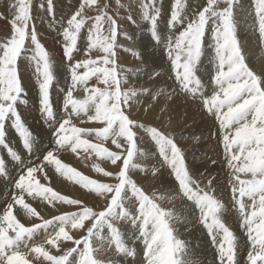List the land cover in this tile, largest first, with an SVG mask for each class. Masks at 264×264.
<instances>
[{
    "label": "snow or ice",
    "instance_id": "obj_1",
    "mask_svg": "<svg viewBox=\"0 0 264 264\" xmlns=\"http://www.w3.org/2000/svg\"><path fill=\"white\" fill-rule=\"evenodd\" d=\"M9 7L11 35L0 42V179L11 182L14 192L0 209V264H105L109 250L125 264H197L188 242L175 231L174 222L181 218L162 207L136 178L143 172V179L158 180L162 170L177 184L179 197L198 210L195 219L216 246L219 264H264V69L257 73L249 66L238 39L235 18L237 9H244L241 0H174L167 18L162 0H140L138 5L133 0H115V5L78 0L61 22L67 79L60 90L64 94L57 92L55 98L53 62L41 42L33 0H15ZM35 8L49 27L57 23L56 0H37ZM254 11L264 40V0H255ZM129 24L147 30L154 44H164L175 84L168 86L171 91L155 83L163 79L159 71L148 74L153 83L129 86L138 70L121 65L123 54L143 60L139 51L123 45L138 38L128 32ZM161 24L169 29L166 43ZM206 32L214 41V70H206L207 85L197 75L205 71L201 57ZM29 49L38 73L32 106L40 127L35 131L20 110L29 101L18 62L27 59ZM78 89L86 93L84 98L74 96ZM182 94L193 106L200 102L201 118L211 122L208 139L215 137L223 146L222 163L230 176L225 185L209 167L217 160L206 161L204 172L187 163L177 131L187 123V113L178 110ZM8 128L15 132L18 147L9 141ZM141 132L159 149L161 159L151 167L137 162L149 158L138 143ZM108 142L116 150L105 147ZM67 152L83 153L85 159L95 155L110 162V170L97 163L95 172L102 179H92L63 162ZM10 166L17 170L15 176ZM57 174L79 185L81 195L54 190L51 181ZM223 187L229 188L236 223L250 243L243 261L245 242L225 222L226 205L217 196ZM89 196L97 204L90 205ZM26 197L59 214L45 218ZM21 215L40 223L26 225L18 219ZM40 232L45 233L43 241L30 243ZM133 239L142 244L139 251L130 246Z\"/></svg>",
    "mask_w": 264,
    "mask_h": 264
},
{
    "label": "rangeland",
    "instance_id": "obj_2",
    "mask_svg": "<svg viewBox=\"0 0 264 264\" xmlns=\"http://www.w3.org/2000/svg\"><path fill=\"white\" fill-rule=\"evenodd\" d=\"M14 2H15V0H0V14H2L3 16H6L7 17V19L0 18V42H3L7 38H9L10 35H11L10 20L12 18V9L9 6L11 4H13ZM105 2H108V3H111V4L115 5V0H105ZM121 2L122 3H129L130 0H121ZM133 2H135L138 5V3L140 2V0H133ZM162 2L164 4L163 13L165 14V18H167V15L169 13L170 5L172 3H174V0H167V1L166 0H162ZM187 2L190 3V4H192V3L205 4V0H187ZM241 2L244 5V9L243 10H240L238 8L237 9V15H236V18H235L236 25H237L238 39L240 40V42L242 43V45L244 47L245 55L247 57V62L249 63V66L252 67L257 73H259L260 72L259 69L261 68V66H264V40H262L260 38V36H259L258 23L255 20V11H254V3H255V0H241ZM36 3H37V0H33V5H34L33 15L37 17V27H38L39 34H40V36L42 38L41 42L44 44L45 40H47V39L48 40H51V42H55V45L61 46L59 49L63 50V39H62V36L60 35V33L62 31L61 22H62L63 19H65L67 17V13L71 10L70 9V6L73 5V4L78 3V0H56V3H57V23L53 27H49L48 19L43 18V14L38 13L36 11V8H35ZM141 27L144 28V29H147L148 28V25L146 23H144V22H141ZM42 29H43L44 32H41ZM51 30H53V31H51ZM127 30H128L129 33H131V32L132 33H136L138 38H134V41H122L124 47H130V48H132L134 46L132 49L133 50H136V51H139V52L141 51L140 52V55L142 57H144V55L142 53V50H141L142 48L141 47H138V46H139V44L140 45L141 44L144 45L145 42H149V43L151 42V44H153V42L151 40V37H150V33L147 30L141 31L136 26L131 25V24L127 25ZM160 31L164 34L162 36V39H164L165 40V43H166L167 42L166 37L169 34V29L166 27L165 24H161L160 25ZM176 34L178 35V30L176 31ZM251 38H253V39H251ZM247 40H250L249 44L251 45V49L250 50L252 52L250 54H247V50L245 48L246 47L245 42ZM56 41H57V44H56ZM80 43H82V42H79L78 41V45ZM254 44H255V46H254ZM155 45H153L155 48H159L155 52L156 53L159 52L160 57H164V58H162V62L163 63L161 64V66L163 68H160V69L157 70V71H159V72H161L163 74V79L162 80H163L164 84L162 86H160V87H164L167 91H171V88L168 87V86L170 84H171V86H175V84H174V81L169 78V72H168L169 68L168 67H170V61L167 59V51H166L167 49L164 47V44H158V45L155 44ZM26 47H28L27 42H26ZM162 48H164L165 51H162L161 52L160 49L162 50ZM204 49H205V55L201 57V60H202L203 64L205 65V71L204 72H198L197 73V75L200 78L202 76L201 79H203L204 75H206V70L207 69H213L214 70V64L213 63H210V61L214 57V41L211 40V38H210V36H209V34L207 32H206V35H205ZM27 52L28 53H26L25 55H29V54L33 55V52L31 51V49H29ZM61 53H62V56H56V58H55V56L54 57H52L51 55L50 56H51V59H52V62H53V74H54V77H55V79H54L55 82H53V83L60 84L62 86V89H63V87H65V81L67 79V77L65 75L67 61H66V59L63 56V51ZM128 56H130L131 58L128 57ZM155 57H156V55H155ZM123 59H124V62H122ZM144 60H145L144 58H143V60L137 59L136 57L132 56L130 52L123 54V56L121 58V61H120L121 65L123 64L122 66L124 68L138 70L136 75H131L130 76V85L129 86L139 87L140 85L144 84L145 82H147V83L150 82L148 80V75H143L142 74L143 71L146 72V68H147ZM260 63H261V65H260ZM18 67L21 68L19 62H18ZM205 78H207V80H208L207 75L205 76ZM167 83H168V85H167ZM204 83H206V82H204ZM89 84H91V82H89ZM82 92H83L82 89H78L76 92H74V94L76 96H79L77 98H84L85 97V94L82 95L81 94ZM182 97H183V95L181 96V99H183ZM23 108H25V106L24 105H21V107H20L21 114L24 113V109ZM165 127H167V124L165 125ZM178 130H180V129H178ZM215 131H216V129L213 128V132H215ZM205 132H208V130H206ZM178 133H179V135L183 134L181 131H179ZM141 135L145 139V144L144 145H146V146L149 145V146H147V148L150 149L151 155L153 156L154 160L156 162L158 160H160L161 158L159 157V151H158L159 149L155 145V142L152 141L149 136H147L146 134H144L142 132H141ZM12 137H14L15 139H18L17 136H16V134H15V132L11 128H8V139H9V141L11 140ZM213 139L216 141V144L214 145L215 147L208 142L209 143L208 145L210 147H208L207 149L204 147L203 150L206 149V150L216 151V152H212L213 153V156L212 155H209V156L215 158L219 154L220 157L219 158H216V159H217V161L220 160V161H218L220 163L221 160L224 159L223 153H222L223 152V146H222V144H218L217 143V140H216L215 137ZM138 143H139V146H140L141 145L140 141ZM105 146L108 147L110 150H113L114 149L113 146H111V143L110 142H108L107 144H105ZM98 160L99 159L97 158L94 161H92L91 162L92 165H93V163H94V165L97 164V163H99L100 166H102L103 168H105V170H107V169L110 170L109 169L110 162H108L106 160H102V159H100V161H98ZM137 162L140 163V161H137ZM94 165H93V167H94ZM140 165L142 167H151V163L148 160L145 163H140ZM75 169L77 171H80L77 167H75ZM10 171H12L13 173H16L17 170L12 169L10 167ZM80 172L82 173V171H80ZM165 172H166L167 177L169 179L170 178L172 179V177L169 176L168 171L165 170ZM142 173L143 172H141V174L139 173V175L136 178L140 181V183L146 189L147 186L144 185L145 181L142 178L139 179V176L142 175ZM84 175L85 176H88V177H90L92 179H102V174L96 173L95 172V168H94V172H92L91 174L90 173H87V174L84 173ZM63 179H64V182L63 183L62 182H60V183L58 182L59 183V186L61 184H64L65 183L62 186V188L64 187L63 189H66V190L67 189L68 190L74 189L75 193L79 191L77 189V187L79 185H76L73 182H70L69 180H68V182H65L66 181V178H63ZM106 180H107V182H112L111 179H109V178H106ZM9 184H11V182H9ZM52 187L55 188V185H53ZM165 191H166V193H164ZM228 191H229V188H228ZM148 192H149V194L155 193L156 194V197H157V202L160 203L162 205V207H164L166 210L167 209L170 210V211L172 210L177 215L179 213V216L182 219H185V218H189L190 219L191 218V220L189 222H187V223H190L191 224V222L193 221L195 227H193V229L191 228L190 229V232L189 231H187V232L186 231H184V232L181 231L179 233V237H180V234L182 236H185L188 233H190V234L192 233L191 234L192 236H195L196 235L198 237V239L201 241V243H202L201 245L204 248L203 249L204 250V253H205L204 256L206 257V261H205L204 258H202V260L205 261L204 264H219V262H218L219 261L218 260V251L215 248H213V246H212L213 244L211 243L210 237L208 235L206 236V234H207L206 229L203 227L202 224H201L202 225L201 226L200 223H198L196 221V219H194L196 216H198V210L193 211L194 209H193V205L191 204V202H189L186 198H183V199L180 198L178 196V194L176 195V193H177V184L174 182L171 186H168V187H167V185L166 186H162L159 189V191H157V192H155V190L154 191H152V190L149 191L148 190ZM227 195H228L227 197L226 196H223L222 200H225V199L226 200L225 201H222V202L226 205L227 211H229L228 208L229 209H232V208L235 209V208L232 205L231 200H228V199H230V197H229L230 196V192H228ZM160 197H163L164 198L163 199L164 201L161 200V199H159ZM88 199H87V202L90 205L97 204L96 200L93 199L91 196ZM93 200H95L94 201L95 203L93 202ZM176 202H177V205L178 206L176 205ZM233 209L231 210V212L233 211L232 212L233 214L230 211L229 212L226 211L227 214L225 213V216L226 215H229V214H231V215L229 217L228 216L225 217V222L227 220H229V218H230V220L227 221V222L231 226L232 230L234 232H236L237 236L238 237H242V238L246 237V239L245 238L243 239V241L245 242L244 245H243V255L240 256V259L243 261V260L246 259V253H247V251L250 250V243H247V236H246V234H244L243 233V230L238 227V225L236 223V214H235L236 211L233 210ZM50 218H48V219H50ZM226 218H228V219H226ZM234 218H235V220H234ZM233 220H234L235 223H233ZM38 223H40V222H38ZM190 224H188V225H190ZM122 230L125 231V232L128 231L127 228H123ZM43 234H45V233H43ZM188 235H187V237L190 236V235L189 236ZM200 235L203 236V237H200ZM204 237H205L206 240L204 239ZM42 239H44V238L42 237ZM40 241H43V240H40ZM131 242H132V245H135V244L140 243L139 241H136L134 239ZM204 246H207L208 249H207V247H204ZM109 251H107L106 253L110 254ZM107 261L109 263L111 262L110 264H114V261L112 259L107 260Z\"/></svg>",
    "mask_w": 264,
    "mask_h": 264
},
{
    "label": "bare ground",
    "instance_id": "obj_3",
    "mask_svg": "<svg viewBox=\"0 0 264 264\" xmlns=\"http://www.w3.org/2000/svg\"><path fill=\"white\" fill-rule=\"evenodd\" d=\"M167 1V0H166ZM168 3V2H167ZM53 31V30H51ZM41 32H44L43 29ZM46 32V31H45ZM256 32V31H255ZM132 33V32H131ZM46 36V35H45ZM147 36V35H146ZM49 37V36H48ZM248 37V36H247ZM255 37V36H254ZM46 39V38H45ZM253 39V38H251ZM250 39V40H251ZM250 40H247L245 42V45H246V50H247V54H250L252 53L251 52V45L249 44ZM131 43V42H130ZM56 44H57V41H56ZM132 44V43H131ZM139 44V43H138ZM44 45L46 47V49L49 51L50 55L52 57L55 56H62V51L61 49H59L61 46L59 45H55V42H51V40H45L44 42ZM128 45V44H127ZM137 45V44H136ZM153 45H155L154 43L151 44V42H145L144 45H140L138 47H141L142 49V53L144 55V61H145V64H146V72H142L143 75H148L150 72H154V71H157L158 69L160 68H163L161 66V64L163 63L162 62V58L164 57H160L159 55V52H155L157 51V49L159 48H155ZM158 45V44H157ZM156 46V45H155ZM255 46V44H254ZM134 47V46H133ZM132 47V48H133ZM158 47V46H157ZM139 50V49H138ZM160 51H165L164 48H162V50L160 49ZM167 51V50H166ZM141 52V51H140ZM155 52V53H154ZM28 53V52H27ZM163 54V53H162ZM175 54V53H174ZM83 55H81V57H78V58H83ZM156 55V57H155ZM27 56V59L26 60H23L22 62H19L20 63V67L21 69L23 70L22 72V78H23V82L26 86V98L28 99L29 101V105L28 106H25L24 109V113L22 114V116L24 117V119L26 120L27 124L35 131L37 130L40 125L37 121V118H38V113L35 109V107H33L32 105H34L35 101H36V98H37V90H38V82H37V76H38V73H36V70H35V61H32L31 60V54L29 55H26ZM130 57V56H128ZM94 58V56H93ZM131 58V57H130ZM161 58V59H160ZM60 59V58H59ZM125 59V58H124ZM124 59L122 62H124ZM62 60V59H61ZM132 62V61H131ZM259 63V62H258ZM142 64V63H141ZM123 65V64H122ZM261 65V63H260ZM166 66V65H165ZM145 68V67H144ZM169 68V67H168ZM262 69H264V66H261V68L259 69V71H261ZM168 70V69H167ZM161 71V70H160ZM206 75H204L203 79H202V82H206L205 85H207V78H205ZM202 78V76H201ZM206 79V80H205ZM168 80V79H167ZM55 82V81H54ZM62 82V81H61ZM91 82V81H90ZM151 83H153V81H150ZM149 82V83H150ZM155 83H157L159 86H162L164 84L163 80H157L155 81ZM63 84V83H62ZM92 84V82H91ZM90 84V85H91ZM168 85V83H167ZM171 85V84H170ZM193 87H195V85H193ZM64 88V87H63ZM60 90H62V86L58 83H53V86H52V95L53 97L55 98L57 92H60ZM208 94H211V89H208L207 90ZM64 93L63 92H60V95H63ZM82 95L85 94L86 96V93L83 91L81 93ZM183 95V94H182ZM74 96H76L74 94ZM76 97H79V96H76ZM183 98V97H182ZM191 98H189L190 100ZM179 108L178 110L181 112V113H187V123L186 125L181 128L180 130H177L178 132L181 131L183 134H181L182 136V139H181V144L183 146V148L185 149V152H186V157H187V162L190 166L198 169L200 172H204L205 169L203 167V164L208 161L210 158L211 159H215L217 160L216 158H219L220 155L218 154L217 157L213 158V157H210L209 155H212L213 156V153L212 152H216V151H212V150H206L208 147H210L208 144L210 143L211 145H215L216 144V141L214 139L212 140H209L208 139V132H205L206 130H209V126H210V121L208 120H205V119H202L201 118V114L199 113V104L200 102L197 101L195 106H193L192 104L189 103L188 100H185L184 98L183 99H180L179 102ZM84 126H89V125H84ZM179 134V133H178ZM12 136V135H11ZM145 136V135H144ZM197 137H199V139H197ZM140 148L142 151L146 152L149 154V158L147 159H138V161H140V163H145L147 160L150 161L151 163V166L155 165L156 164V161L154 160L153 156L151 155V152H150V149L147 148V146L149 145H144L145 144V139L143 138L142 135H140ZM10 142L12 143L13 147H18L19 146V142H18V139H15L14 137L11 138ZM95 142V141H94ZM150 142V141H149ZM209 142V143H208ZM113 146V150H116L115 149V146L114 145H111ZM212 146V147H213ZM106 147V146H105ZM206 148L203 150V148ZM215 147V146H214ZM155 150V149H154ZM159 151V150H158ZM155 152V151H154ZM223 153V152H222ZM158 155V154H157ZM98 157H96L95 155H92L90 158L88 159H85V155L82 153L81 155H76V154H73V153H70V152H67V153H63L62 154V160L64 163L66 164H69L71 167L75 168L77 167L80 171H82V173H92L94 172V163L92 165V161H94L95 159H97ZM100 161V158H98ZM97 161V162H98ZM220 161V160H218ZM223 160H221L220 163L216 164V165H211L209 164V167L212 169L213 171V174L214 175H217L218 179L221 181V184L222 185H225L227 183V181L229 180L230 176H229V173L228 171L226 170L225 166L223 165ZM11 167V166H10ZM102 167V166H101ZM142 167V166H141ZM107 168V167H106ZM108 170V169H107ZM163 171V175H161L159 177L158 180H145L143 179L144 177V173H142V175L139 176V179H143L145 181L144 185L147 186V190H152L155 192L159 191V189L162 187V186H171L174 182V180H172L171 178L169 179L166 175V172L165 170H162ZM141 174V173H140ZM12 175L15 176L16 173H13L12 172ZM64 178V177H63ZM61 176H59L58 174L52 179L51 181V186L55 185V188L54 190L56 191H59L61 192V194H71L72 196L74 197H77V196H80L81 195V189H80V186L77 187V189L79 190L78 192L75 193L74 189H70V190H66V189H63L62 186L65 184H61L59 186V183L60 182H64V179H63ZM243 178V177H242ZM110 179V178H109ZM58 180V181H57ZM42 183H44V181L42 180L41 181ZM59 182V183H58ZM65 182H68V180L66 179ZM72 182V181H70ZM53 184V185H52ZM71 184V183H70ZM72 185V184H71ZM175 186V185H174ZM175 190V189H174ZM14 192V189L12 188V184H9V182L7 181H4L3 179H0V209L4 208L6 206V202H10V199H11V195L13 194ZM228 187H223L222 190L218 191L217 192V196L218 198H220L222 200L223 196H228L227 193H228ZM166 193V191L164 192ZM161 194V193H160ZM167 195V194H166ZM165 195V196H166ZM177 195V193H176ZM179 196V195H178ZM174 197V196H173ZM230 197V196H229ZM228 197V198H229ZM90 198L89 197H86V200ZM227 198V199H228ZM176 199V198H175ZM26 200L29 201V202H32L30 201V198H27L26 197ZM89 200V199H88ZM92 200V199H91ZM226 200V199H225ZM225 200H222V201H225ZM230 200V199H228ZM95 200H93L94 202ZM164 201V200H163ZM172 201V200H171ZM97 202V201H96ZM33 203V206L37 208L38 211L41 212V215L44 216L45 218H50L52 217L53 215H56V214H59L53 210H50L49 207H46L44 203H41L39 200L35 201V202H32ZM95 203V202H94ZM165 205V204H164ZM176 205H177V202H176ZM187 205V204H186ZM229 205V204H228ZM233 205V204H232ZM178 206V205H177ZM176 206V207H177ZM180 206V205H179ZM230 206V205H229ZM187 207V206H186ZM175 208V207H174ZM188 208V207H187ZM232 208V207H231ZM233 209V208H232ZM232 209H229L228 210L231 212ZM66 209H61V211H64ZM67 210H72V209H67ZM168 210V209H167ZM235 210V209H233ZM172 211V210H171ZM176 211V210H175ZM184 211V210H183ZM194 211V210H193ZM227 211V212H229ZM189 212V211H188ZM233 212V211H232ZM231 212V213H232ZM235 213V212H234ZM175 214V213H174ZM187 214V213H186ZM189 214V213H188ZM227 214V213H226ZM233 214V213H232ZM236 214V213H235ZM177 215V214H175ZM185 215V214H184ZM231 214L229 215H226V216H230ZM179 216V213L177 215V217ZM182 216V215H181ZM186 216V215H185ZM225 216V217H226ZM180 217V216H179ZM232 217V216H231ZM18 219H21V222L22 223H25L26 225H29L30 222H35V223H38L40 222V220L36 219V218H31V221L28 219V218H25L24 216H18ZM195 219V218H194ZM193 219V220H194ZM228 219V218H226ZM232 219V218H231ZM191 220V218H186L185 219H180V222H174V226H175V231L176 233H180L181 231H189L190 232V229L193 227H195L193 221L190 223H187ZM230 220V218H229ZM227 220V221H229ZM235 220V218H234ZM233 220V223H235ZM226 221V222H227ZM196 223V222H195ZM228 223V222H227ZM232 223V222H231ZM190 224V225H188ZM198 224V223H197ZM193 225V226H192ZM199 225V224H198ZM201 225V224H200ZM202 226V225H201ZM191 236H189V235ZM187 235L189 237H187V235L185 236H182L180 234V238L187 241L188 242V245H189V254H190V257L194 260H196L197 264H204V262L206 261V257L204 256V248L203 246L201 245V241L198 239V237L195 235V236H192L190 233H188ZM44 235L43 232H40L35 238H34V241L33 242H30V243H34V242H39L40 240H43L42 237L44 238ZM194 235V234H193ZM198 235V234H197ZM208 234H206L207 236ZM200 237H203L200 235ZM246 239V237H244ZM243 238V239H244ZM201 239V238H200ZM205 239V237H204ZM203 239V240H204ZM206 240V239H205ZM42 242V241H40ZM204 242V241H203ZM66 246H71V242H67V245ZM130 246H138V251L140 248H142V244L141 243H138V244H135V245H132V242L130 243ZM213 248H216V246L212 245ZM65 247V245H62V248ZM204 247H207V246H204ZM206 249V248H205ZM208 249V247H207ZM214 249V250H215ZM49 250L53 253V254H57L56 253V250L55 249H51L49 248ZM215 250V251H216ZM211 251V250H210ZM110 254L108 253H105L104 254V259H105V264H110L107 260H110L112 259L114 261V264H125V261L121 260V257L117 254H115L112 250L109 251ZM30 259H32V257H29ZM202 258L205 259V261L202 260ZM42 259V258H41ZM209 260V259H208ZM219 262V261H218ZM212 263V262H211ZM33 264H40V261L39 260H33Z\"/></svg>",
    "mask_w": 264,
    "mask_h": 264
}]
</instances>
